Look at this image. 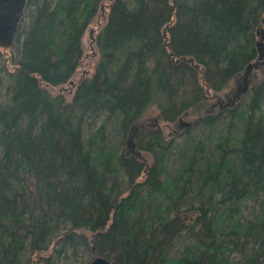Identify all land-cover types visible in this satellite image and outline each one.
Wrapping results in <instances>:
<instances>
[{
  "label": "trees",
  "instance_id": "obj_1",
  "mask_svg": "<svg viewBox=\"0 0 264 264\" xmlns=\"http://www.w3.org/2000/svg\"><path fill=\"white\" fill-rule=\"evenodd\" d=\"M107 2L93 73L67 99L49 86L73 76L104 0H26L28 27L0 65V264H57L66 245L113 264H264V72L247 99L185 124V139L204 134L172 179L163 173L177 143L139 125L149 110L178 120L254 67L264 0ZM111 118L120 139L102 146ZM256 194L257 216L235 217ZM183 233L193 241L171 255Z\"/></svg>",
  "mask_w": 264,
  "mask_h": 264
},
{
  "label": "rangeland",
  "instance_id": "obj_2",
  "mask_svg": "<svg viewBox=\"0 0 264 264\" xmlns=\"http://www.w3.org/2000/svg\"><path fill=\"white\" fill-rule=\"evenodd\" d=\"M107 3H108L107 0H104V3L98 9L92 21L89 23V25L84 31V34L82 36L83 53L79 65L75 70L73 76L70 78L69 81L63 84L56 86H49V89L52 93L62 92L63 94H65L67 99H70L77 82L81 78L90 76L93 73L95 63L97 62L99 57V51L95 44L94 36L97 33V31L102 27L105 21L106 12H107ZM29 8L31 9L33 8V6ZM28 10L29 9H27L26 13H23V15L21 16L22 19L19 21L20 27H18V30L20 32H25V30L28 27L30 21ZM262 19H263L262 23L264 24V13ZM258 34L260 36V43L262 45L260 48V56L257 59V61H255L254 67L253 66L249 67L248 71H246L244 74H241L236 78L232 79L229 82V84L221 91L211 93L210 97L201 105L192 108L188 112L181 115V117L178 120L170 123L159 121L158 117L154 114V110H149L144 115V118L141 120L139 124L141 127H151L153 125L155 126L158 124L163 129L164 134L167 137L173 138L174 141L177 143L170 153L166 169L165 170L163 169L164 170L163 174L165 176L168 175L169 179H172L176 175V173H178L179 170L183 167L182 160L185 157H188L192 154L194 150V146L197 143L196 142L197 139L202 137L204 134L201 130L200 131L194 130L191 137L189 139H185L181 134V130L185 126V124L192 121V119L197 117L198 114H200L203 111H206L208 109L215 111L219 106H223L229 99H234L240 96L242 92H243L242 98L244 100L247 99L249 96L248 94L249 90L247 91L246 89L249 82L256 80L258 77H260L263 74L264 29L261 28ZM15 55H16L15 47H11V46L7 48L0 47V65L3 62L10 60L11 58H14ZM9 66H12V63ZM0 77L3 78L5 81L7 80L6 73L1 72ZM244 88L246 89L244 90ZM262 107L264 109V98L262 101ZM104 118H105L104 113H100V114L98 113L95 115L93 114L92 116L88 117L86 119L84 126V135L85 136L90 135V132L94 131ZM114 124L115 121L112 118L106 121L105 126L101 131V134H104L103 138L105 140V142L101 144L102 146H104V144H106V146L111 144L114 145L118 144L120 138L118 132L114 128L115 127ZM224 125L226 126V124L223 122L216 124L213 127L211 135L215 134L214 138H216V136L219 133L225 132ZM237 127H238V123L233 125V127L231 128L232 131H236ZM199 152L200 150L196 151V154H198V156H200ZM207 153L208 152H206L205 154ZM210 190L213 189L211 188ZM207 191L209 190H206V192ZM216 198H218L217 195ZM262 198H263L262 195L259 194H256L253 197L244 198L243 201H241L240 203V212L235 217L243 216L244 221L246 219L253 220L257 216V212L260 208V203L262 201ZM228 221L233 222V219H229ZM192 241H193L192 237H190L187 233H183L180 239H178L175 242L174 246L171 249L170 254L174 256L178 255L181 252L184 245ZM55 247L59 248L60 244H55ZM229 256L232 260H237L240 259L241 254L238 252H233ZM91 258L92 256L89 253V250H87L82 245H78L77 247L66 245L62 247L61 251L59 252L56 258V261L57 264H88Z\"/></svg>",
  "mask_w": 264,
  "mask_h": 264
},
{
  "label": "water",
  "instance_id": "obj_3",
  "mask_svg": "<svg viewBox=\"0 0 264 264\" xmlns=\"http://www.w3.org/2000/svg\"><path fill=\"white\" fill-rule=\"evenodd\" d=\"M26 0H0V47H10L24 12ZM88 264H113L102 255H95Z\"/></svg>",
  "mask_w": 264,
  "mask_h": 264
}]
</instances>
